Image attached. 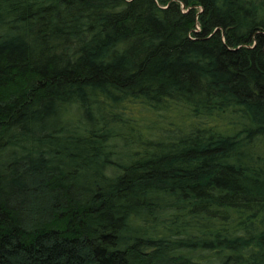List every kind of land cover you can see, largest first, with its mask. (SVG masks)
<instances>
[{
	"label": "trees",
	"instance_id": "1",
	"mask_svg": "<svg viewBox=\"0 0 264 264\" xmlns=\"http://www.w3.org/2000/svg\"><path fill=\"white\" fill-rule=\"evenodd\" d=\"M0 264H264V0H0Z\"/></svg>",
	"mask_w": 264,
	"mask_h": 264
},
{
	"label": "rangeland",
	"instance_id": "2",
	"mask_svg": "<svg viewBox=\"0 0 264 264\" xmlns=\"http://www.w3.org/2000/svg\"><path fill=\"white\" fill-rule=\"evenodd\" d=\"M170 114H171L170 112H160L159 115H155L154 116L155 121L157 122L156 126L161 127L160 129H165V128L169 127V125H171L170 122H174V120L172 119ZM169 115H170V117H169ZM146 117H147L146 120L151 121L149 114H147ZM175 119L178 120L177 117Z\"/></svg>",
	"mask_w": 264,
	"mask_h": 264
}]
</instances>
